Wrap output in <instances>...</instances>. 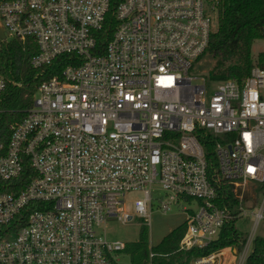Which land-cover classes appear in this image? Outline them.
Instances as JSON below:
<instances>
[{"label": "built area", "instance_id": "2783aa9c", "mask_svg": "<svg viewBox=\"0 0 264 264\" xmlns=\"http://www.w3.org/2000/svg\"><path fill=\"white\" fill-rule=\"evenodd\" d=\"M218 2L0 0V93L16 84L2 69L10 39L27 44L41 74L55 70L0 157V264H119L127 243L104 229L110 219H134L124 198L137 190L144 195L136 216L147 226L155 199L164 213L197 201L183 208L177 251L205 248L226 223L249 214L256 230L264 220V190L256 191L264 183V67L240 80L194 71ZM28 164L34 176L20 189ZM222 180L238 200L232 206L218 203L227 199ZM255 230L241 249L229 246L244 264ZM148 248L146 264L170 255ZM226 248L187 264H225Z\"/></svg>", "mask_w": 264, "mask_h": 264}, {"label": "trees", "instance_id": "16d2710c", "mask_svg": "<svg viewBox=\"0 0 264 264\" xmlns=\"http://www.w3.org/2000/svg\"><path fill=\"white\" fill-rule=\"evenodd\" d=\"M218 29L210 36L206 51L198 58L197 63L209 54L215 61L210 69V78L214 80L242 79L248 75L255 65L251 49L253 43L264 38V0H219ZM257 64L264 67V51L257 59ZM2 69L7 78L14 80L7 89L0 93V157L7 153L8 143L12 133V126L21 121L27 110L32 106L34 94L44 79H49L55 72L51 67L40 73L30 64V48L17 38L2 43ZM207 150L210 174L217 178L218 162L215 155V140L204 141ZM34 172L30 165H26L22 176L21 188L33 178ZM6 190H11L6 187ZM220 195H227V199H219L221 206H232L238 202L232 193V186L225 180L218 188ZM264 190L261 183L256 191ZM231 203V204H230ZM144 228V227H143ZM141 229L140 240L127 246L131 250L132 264H146L148 261V241L146 231ZM186 229L182 223L161 242L154 247L158 252L169 253V257H157V264H187L193 255H206L214 250L237 246L241 249L247 236L240 232L235 221L226 223L220 236L203 249L177 251L180 239ZM245 264H264V238L256 236L250 254Z\"/></svg>", "mask_w": 264, "mask_h": 264}, {"label": "rangeland", "instance_id": "374dc122", "mask_svg": "<svg viewBox=\"0 0 264 264\" xmlns=\"http://www.w3.org/2000/svg\"><path fill=\"white\" fill-rule=\"evenodd\" d=\"M212 30L216 31L218 29V14L217 11L212 13ZM264 51V38L257 39L251 49L252 59L257 64L258 56L261 52ZM214 60L211 58L209 54H206L199 63L195 64L194 71L197 73L204 74L210 77V69L214 64ZM255 185H250L248 188H255ZM157 194H161L165 196L163 190L156 192ZM143 192L141 190L130 191L126 193L124 201H125V210L127 213L134 215V219L128 223L123 224L122 222L115 219H110L104 229V233L110 240L113 241H121L126 242L127 246H130L133 243H136L140 240L141 229L146 231L148 246H157L161 240L174 230L176 227L184 223L187 219V214L183 211L184 207H187L189 203L191 205L196 206L197 201L194 200L189 202L187 200H180L178 204H172L171 210L164 213L160 209L159 203L157 200H154L153 211L151 212V225L147 226L143 223V219L138 218L136 216L134 202L136 199L143 197ZM155 196V193H154ZM254 211L258 210L257 205L253 208ZM254 215H247L239 218L235 222L236 228L242 232L245 236H250L254 230ZM256 236H261L264 238V220L260 221L256 230ZM252 250V249H251ZM250 250V251H251ZM239 252V255L235 254L237 257L234 259V264H244L243 259L245 255ZM131 250L128 248L118 254V262L119 264H132L131 260Z\"/></svg>", "mask_w": 264, "mask_h": 264}, {"label": "crops", "instance_id": "0c3cea01", "mask_svg": "<svg viewBox=\"0 0 264 264\" xmlns=\"http://www.w3.org/2000/svg\"><path fill=\"white\" fill-rule=\"evenodd\" d=\"M149 247V246H148ZM152 247H155V246H152ZM225 253H226V261H225V264H234V259H236V253H235V250L234 248H230V247H227L225 249Z\"/></svg>", "mask_w": 264, "mask_h": 264}, {"label": "water", "instance_id": "95a60500", "mask_svg": "<svg viewBox=\"0 0 264 264\" xmlns=\"http://www.w3.org/2000/svg\"><path fill=\"white\" fill-rule=\"evenodd\" d=\"M4 31L5 30L3 28L0 30V37L3 38V39L6 38V35H5V32Z\"/></svg>", "mask_w": 264, "mask_h": 264}]
</instances>
